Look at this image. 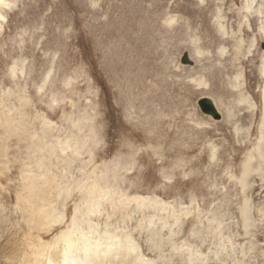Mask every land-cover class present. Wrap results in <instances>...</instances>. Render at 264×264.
<instances>
[{"label":"rangeland","instance_id":"obj_1","mask_svg":"<svg viewBox=\"0 0 264 264\" xmlns=\"http://www.w3.org/2000/svg\"><path fill=\"white\" fill-rule=\"evenodd\" d=\"M263 61L264 0H0V120L32 133L42 120L53 144L29 153L7 139L1 240L47 170L72 190L54 202L66 217L50 240L84 206L75 181L113 166L91 236H128L149 264H264ZM107 194L127 210L113 213Z\"/></svg>","mask_w":264,"mask_h":264},{"label":"bare ground","instance_id":"obj_2","mask_svg":"<svg viewBox=\"0 0 264 264\" xmlns=\"http://www.w3.org/2000/svg\"><path fill=\"white\" fill-rule=\"evenodd\" d=\"M247 8H248V5H245L244 6L245 13H248ZM220 9L221 8H218L217 15H215V19H212L215 23L213 21L212 22L217 32H220L221 34H225L224 32L225 25L223 24V20L225 19L224 18L225 16L224 17L222 16L221 14L222 10ZM236 14L237 16L236 15L235 16L237 18H239L240 16L241 17L244 16L239 11H237ZM169 22H173V20H170ZM243 32H245L244 28H243ZM193 52H196V49H194ZM198 53H200V51ZM262 67H263L262 69H263V74H264V65ZM239 77L240 75H237L236 79H239ZM193 79L194 78H192L191 82H193ZM197 83H200V82H197ZM263 101H264V96H263ZM0 105L1 107L5 105L4 99L0 101ZM263 119H264V116H263ZM0 121H1V127L2 126L4 127L3 137H2L3 142L0 148V155H3V153L7 151V145H8L6 144L8 142L7 139L9 140V138L12 136L13 137L15 136L17 139H21V141L25 140L26 145L28 144L26 148L28 149L29 153H32L34 150H39L42 147L43 148L45 147L44 143L47 139L46 135L48 134V128L44 123L41 122L42 120L40 122L38 120L40 124L38 128L42 130L38 133H37V130H33L34 131L33 133L30 132L29 130L30 128L26 126L27 122H24L23 120H21V124H19L21 125V127L18 126L19 129H14L15 126L13 125V123L9 122L7 115L5 116L2 115V118ZM263 123H264V120H263ZM45 148L50 150V155H53V149H52L53 144ZM79 148L81 149V147L78 146V149ZM78 149H76V151L75 150L71 151L72 153H70V155H73V157L72 156L67 157L68 163H72L73 161H75V158H76L75 155L78 153L79 151ZM49 150L47 151L49 152ZM112 167L111 168L104 167L103 170H100L99 172L100 175L99 176L94 175V178H93L92 173H94L95 171H92L88 173L86 179L85 178L82 179L81 177L79 181H75L77 182L76 186L80 192V197H81L80 200H82L84 206L81 208H79L80 205L79 207H75L74 214L71 217L70 224L67 225L68 227L66 226L65 230L60 231V233H56V235L52 237L50 240L46 239L45 236L50 233H53L52 231L55 225L63 224V221L65 220V217H66L65 216L66 214H64V212L62 213V216H58V214L57 215L55 214L56 210H54L55 209L54 202L57 203V199L58 197H60L61 194H64V193L67 194L70 191L72 192V190H69L68 188L69 184H67V181L65 183L63 179L65 177L63 176L64 174L61 175L60 178H58L57 180H54L51 177H49V173L47 170L44 174H42L41 179H38V181L32 178L34 179V181H31V185L29 187L27 186V191L30 194V198L33 200L32 204L26 205L23 208L18 209V212L16 213L21 217H19L20 218L19 221L16 222V225H15L16 230L13 229L14 231L10 232V237H7L6 240L5 239L1 240V237H0V264H137V263L138 264H149V261L147 260L140 261L138 259L139 256H136L137 254L135 255L134 253L135 246L133 245L131 239L129 240L128 236L122 239H118V238L116 239L114 237L115 235L102 237L101 233H100L101 235L97 234L98 236H95V237H93L94 235L91 236L92 227L90 228L89 226H92V225L94 226V224L92 223L93 217L89 214L96 215L97 213H100V216H101L102 212H98L99 211L98 208L100 207H97L99 204L98 202L103 197V195L102 197H100V194H102L101 184H103L105 181H108V179L105 180V178L107 176L112 177L111 174H113L116 177V172H115L116 168L114 169ZM1 173L2 172L0 171V174ZM91 177L93 178V180L90 183H88ZM87 179H88V182L86 183L85 180ZM110 182H107V183L110 184ZM104 184L106 185V182ZM105 185L102 187V189L105 188ZM106 192L108 193V191ZM107 195H108L107 200H108V203L111 204L110 207L112 208L111 210L113 213H116V212L119 213L120 212L119 210H122V209H124L125 211L127 210L122 206L124 205V203H122L119 199L115 198L113 194L112 195L107 194ZM126 202L128 203L129 201H127L126 199ZM83 204H81V206ZM5 214L6 212L4 213V215ZM122 214H123V210H122ZM88 215L91 216V218L90 217L89 218L92 220V222L90 219L89 220L92 223V225H90L91 223L89 224V221L87 220ZM98 215H96L97 218H99ZM1 216L2 215L0 213V217ZM83 216L85 218L87 217L86 218L87 223L84 221V223L82 224L83 219L81 220L80 217L83 218ZM109 216L110 215H108V217ZM124 217L126 218V216ZM2 226H3V223L0 220V235L3 231H5L1 228ZM87 228L89 231L85 232L84 230ZM103 234L106 235L108 233L104 232ZM12 236L14 237V239H12ZM191 260H192V257L190 258V261Z\"/></svg>","mask_w":264,"mask_h":264},{"label":"water","instance_id":"obj_3","mask_svg":"<svg viewBox=\"0 0 264 264\" xmlns=\"http://www.w3.org/2000/svg\"><path fill=\"white\" fill-rule=\"evenodd\" d=\"M181 63L186 65H191V61L188 59L187 54H184L181 58ZM197 104L199 106V109L201 112L205 115L211 116L213 120H219L221 119V115L218 113L216 110L213 102L207 98V97H201L198 101Z\"/></svg>","mask_w":264,"mask_h":264}]
</instances>
